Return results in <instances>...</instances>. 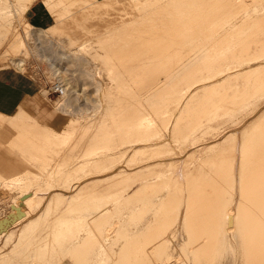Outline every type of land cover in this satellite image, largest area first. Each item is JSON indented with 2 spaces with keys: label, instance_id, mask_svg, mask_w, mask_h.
Segmentation results:
<instances>
[{
  "label": "bare ground",
  "instance_id": "bare-ground-1",
  "mask_svg": "<svg viewBox=\"0 0 264 264\" xmlns=\"http://www.w3.org/2000/svg\"><path fill=\"white\" fill-rule=\"evenodd\" d=\"M33 1L0 0V43L9 27L20 25L19 17ZM43 1L46 6L58 7L62 0ZM250 1L246 5V0H171L154 14L136 10L137 14L125 19L127 22L116 17L121 27L130 26V31H121L125 37L116 39L134 44L139 53L122 57L129 47L112 53V58L128 70L117 71L111 66L109 53L102 58L99 52L95 53V70L83 66L94 76L91 81L97 83L98 98L87 121L72 117L69 128L63 127L57 146L67 148L72 155L51 163L45 153L53 141L49 139L39 147L18 133L10 146L24 147L36 156L33 163L23 167L9 157L11 150L0 147V202L13 204L10 217L13 225L20 226L17 233L4 229L0 264H264V0ZM27 24L50 39L55 44L53 49L62 48L65 56H78L76 49L82 50L83 45L75 49L69 45L71 35L78 32L68 22ZM26 44L23 57L31 55L41 64L46 56L35 40L29 38ZM174 44H183L186 53L181 54ZM11 46L18 51L24 48L18 36ZM169 59L176 69H160L164 61L169 66ZM8 62L21 73L28 71L22 59L16 61L14 57ZM48 66L43 69L46 75L60 74L54 63ZM132 67L137 72L129 69ZM146 67L153 69L139 70ZM106 75L191 78L140 79L138 94L135 85L124 84L123 79L105 84L107 79L100 76ZM53 82L61 90L59 106L68 113L67 85L57 78ZM118 93L129 97L127 106H121ZM169 106L174 110H168ZM1 110L4 124L0 137L5 135L6 125L19 124L31 116L24 104L14 105L11 114ZM254 114L238 135L231 132L235 140L226 139L227 150L222 144L205 148L202 157L226 154L222 158V154H214L218 165L215 163L214 168H210L214 163L205 167L210 156L203 157L206 164L201 158L204 167L199 164L197 174L189 171L179 179L173 164H165V170L158 164H145L143 169L100 177L67 197L57 192L103 174L116 161V154L128 153L129 163L143 164L152 156L175 153L171 140L194 145L198 128H207L203 131L206 134L215 121L235 127ZM121 125L126 130L127 126L135 127L138 136L132 139L125 133L122 137ZM168 126H172L171 139L165 137ZM33 133L35 137L44 135ZM154 140L158 147L149 145ZM114 143L129 145L109 153ZM136 143L138 147L133 146ZM202 179L214 181L212 193L202 188ZM134 182L139 186L131 190ZM18 200L24 210L18 207ZM164 206L162 218L159 210ZM4 222L0 217V226Z\"/></svg>",
  "mask_w": 264,
  "mask_h": 264
},
{
  "label": "rangeland",
  "instance_id": "rangeland-1",
  "mask_svg": "<svg viewBox=\"0 0 264 264\" xmlns=\"http://www.w3.org/2000/svg\"><path fill=\"white\" fill-rule=\"evenodd\" d=\"M38 1L40 2V0ZM169 1L171 0H132L131 2L130 1L99 2V3H95L96 5L90 10L88 8L89 6L88 3H84L82 5L84 11L82 10L80 14H84L85 18L79 19V20L74 19L75 21L72 22L74 30H77L78 33H74L73 35H71L73 39L69 45H71L74 49L79 48V46L83 45L82 50L77 51L76 49L77 53L75 54H78V56H73V57L65 56L66 54L63 55L65 51H62V48H58L59 46L56 47V49H53V47L51 46L55 44L49 41L50 39L48 40L45 35H43L39 30H37V28L30 29L27 23H29L28 18L31 15V7L33 5V2L31 4H28V6L30 5L29 7L27 6L28 11H26L23 16L19 17L20 25L14 28L9 27L7 29L5 40L2 43H0V74L2 73L15 74V75H19V76L26 78L28 81H30L35 86V91L37 92L36 94L39 100L38 104H34L33 107L29 109L27 108L28 111H30L29 114L31 115L30 117H28V119L25 118L24 120H21V123L19 124H15V123H12V124L9 123L8 125L5 124L7 127V130H6L5 135H3V137L2 136L0 137V142H1L0 147L3 148L4 150H8V149L11 150L9 157L13 159L14 162L22 164L23 167H27L28 165H30V163H33L34 158L36 157L28 153L24 147L10 146V142L18 138L17 137L18 133L21 134V136L25 140L39 147L42 144L44 145V143L45 144L48 143L49 139L53 141L54 145H51L50 149H47L45 153L46 158L51 163H53V161L56 159H64L72 155V154H69L70 150H68L67 148L63 149L65 153H62L63 150L60 149V146H57L59 138L61 137L62 134H64L63 127L66 126L69 128L68 125L71 124L69 118H72V117H76V121H82V122L87 121L92 109H94L95 106H97V98H98V93L96 91L97 83H95V81H91L93 80L92 78H94V76H92L93 74L91 75L87 74V71L83 66H86V67L93 66V63L98 61L97 59L98 55H96L95 53L99 52V53H102L101 54L102 58L107 53H109L111 62L113 64L111 66H116L117 71L128 70L126 69L125 66L119 64L120 62L119 60L112 58V53L115 54V52H118L119 50H122L125 47H129V49H125V52H123L122 57L124 58H132L133 56H136L139 53V52H135L134 49L136 46L134 44H126L118 40L120 36L122 35L121 33L122 29L124 31H128L129 30L128 27H130L128 25H126L128 27H124V26L121 27L122 26L120 25L121 21L123 20V22H125L127 18H129L131 15L137 14L136 10L140 12H144L148 10V14H154V12L160 9V7L163 4L165 5L169 4ZM250 2H251L250 0L248 1L246 0L245 4L248 5ZM75 3L77 5L82 4L81 2H75ZM142 6L143 7L147 6V7L143 8ZM46 9H48V13L46 14L48 15V18H46L48 22L50 23L54 22L55 24H60L62 22H70V18L59 17V15H61V12L58 10L56 5H47ZM215 13L216 12H213L211 14H215ZM218 13L221 15H224L220 12ZM74 14H76V12H74ZM162 14H166V12ZM116 17H118V19H120L121 21L118 20ZM207 20H212V18H208ZM83 22H85V24H83ZM146 29H150V27ZM132 31H135V30H132ZM17 36L22 39L23 44H24V48L21 49L20 51H18V49H15L11 46L14 38ZM122 36L125 37L126 33H125V36L124 35ZM61 37L62 36H60V38ZM29 38L35 40L36 46L38 47L39 51L43 53V55L46 56V59H44L41 64L39 63V65H38V62H36V58H33L31 55H29L26 58L23 57L22 55V53L27 54L25 47L27 46L26 43L28 42ZM110 39H112L113 41H111ZM144 46L147 47L148 45H144ZM154 46L156 47V45ZM174 46L178 49V51L181 54L186 53V50L183 44H174ZM73 48L71 49L72 53H74ZM16 52H17V55L14 56ZM14 57L16 61L18 59L19 60L22 59V61L26 63L28 71H26L25 73H21L18 70L14 69L13 66H10L11 64L8 62V60H11V58H14ZM144 58L145 56L143 57V59ZM130 61H131L130 59H127V62H130ZM170 61L171 60L169 59V66L166 65L168 62L164 61V64H163L164 66L163 65L160 66V69H164L166 71L175 70L176 69L175 65L171 66V64L173 63L170 64ZM184 62L181 63L182 69L184 66ZM52 63H54L55 65L54 68L60 71V74H58L57 76L46 75L43 72V69L48 68L49 67L48 65ZM158 68L159 67H157V69ZM91 69L95 70V66H93ZM129 69L136 70V72L138 70L136 67H132ZM146 69L151 70L153 68L146 67V68H141L139 70H146ZM37 70L39 71L38 73L36 72ZM166 77H168V79H171V80L191 78V77H188L187 75H182V76H175V75L171 76L170 75V76H157V77H154V76L149 77V76H144V75L100 76V78L107 79V82H105V84H108V85L116 83L111 80L115 78L123 79L124 84H129L132 87L134 84L135 85L134 91L137 92L138 94H139V91L137 89V84H141V83L137 81H139L140 79H152L153 78V79L163 80ZM56 78L60 79L61 82H64L67 85L69 93L65 100H67L66 110L67 111L69 110L68 112L69 114L65 112L64 106H59V103H60L59 97L61 94L58 96L56 94L47 95V92L45 91L46 88H48L49 83L51 84L52 81L55 80ZM67 79L68 81H66ZM128 98L129 97L125 96L124 94H121V93L117 94V99L121 100L120 102H122L121 103L122 107L127 106V104L129 103ZM261 108H264V104L261 106ZM167 109L171 111L174 110L171 106H169ZM3 110H1V112L5 114H11L12 108L3 109ZM255 116L256 114L250 116L249 118H246L243 123L237 124L235 127L230 126V125L225 126V125L220 124L221 121H215L211 124L210 127L212 128L209 129V131L206 134H203V131L207 130V128H198L197 129L198 131L195 134L196 137L198 138V141H196L194 145H182L179 143H175L171 140L170 142L173 145L172 147L174 148L175 153L173 154L166 153L161 156H152L149 158L150 159L149 161H146L143 164L137 165L136 162L129 163L128 160L131 158V156L128 153H125L122 155L116 154L114 155V158L116 159V161L111 163L110 167H108L103 172V174L94 175V176L85 178L79 182L71 184V186H69L67 190L59 189L57 190V192L67 197L69 195L75 194L85 184H88L91 181H95L100 177H106L108 175L117 174V173L132 172L134 170H137L138 167L143 169L145 168L144 167L145 164L147 165L158 164V166L162 170H165V168L163 167L165 164H173L174 165L173 173L179 179H182L184 177V174L189 171L192 172L194 170L196 172L194 171L193 172L197 174V172H199V167H204L201 165L200 161L202 160L200 159L202 158L204 160V158H206L207 156H210V157H207V160L210 159V162L212 164L210 162L209 163L211 165L208 162H206L207 163L206 164L205 163L206 160H204L203 162L204 164H206L205 167L212 166L214 163V165L210 167V168H214L215 163H216L214 161L215 159H217V158H214V154L216 152L203 156L204 157L203 158L202 155H203V151L205 150V148L209 146H213V145L222 144L225 150H227L226 148L227 146H229V141H226V139L230 138L231 141L235 140L231 136V132L234 131L236 135H238L241 127L245 123L252 120ZM79 117H82V118L79 119ZM125 120L126 118L124 119V121ZM76 123L77 122H75L74 124ZM3 124H4L3 119L0 117V126H2ZM127 127L128 128L126 130L122 126L123 131L120 133V135L124 137L126 133L130 136V138L135 139V136L136 135L138 136V134L135 133V130H133L135 129V127H131L132 129L129 126ZM157 127L158 125L156 124L154 127V130H157ZM112 129L113 128H111L110 131H112ZM125 130L128 132H125ZM34 131L44 132V135L40 134L38 135V137H35V135H33ZM171 131H172V126L170 127L168 126V128L165 130V137L171 139L170 138ZM158 144L159 142H157V140H154L149 143V145H152L153 147H158ZM126 145H129V144H126ZM126 145H122V144L117 145L116 143H114L108 148V151L109 153H115L117 150L118 151L122 150ZM133 146L138 147L139 144L136 143ZM212 154H213L212 156L213 158L211 157ZM217 154H222L221 158L223 157V155L224 156L226 155L224 153L218 152L215 154V156H217ZM218 159L220 160V158ZM211 160H213V162ZM34 166L35 168H37L36 166H38V163H35ZM34 173L39 174L38 171H34ZM211 181L209 182L208 180L209 184L207 180H204L203 181L204 183H201L203 184L202 188L204 187L203 189L207 190L208 192L211 191L210 193L213 192V187L211 185L212 183L214 184V181L213 182ZM206 185H208L209 188ZM137 186H139L138 182H134V184L131 186V190L132 188H136ZM210 186L212 187L211 190H210ZM112 188H115V187H112ZM165 200H167V196L165 197ZM18 202H19L18 207L24 210L25 207L23 203L20 202L19 200ZM5 203L0 202V217L2 220L5 221L4 224L6 225L5 226L2 224L0 226V235H1L0 245L4 242V239L6 236V232L4 231V229H8L14 233H17V231L20 228V226L13 225V221L11 219L12 217H10L9 210L11 209V206L13 204L8 200H6ZM165 208L166 207L164 206L159 210V214L161 215L162 218L164 215ZM229 225L230 226L232 225V221H229ZM164 238L168 239V236H165Z\"/></svg>",
  "mask_w": 264,
  "mask_h": 264
},
{
  "label": "crops",
  "instance_id": "crops-1",
  "mask_svg": "<svg viewBox=\"0 0 264 264\" xmlns=\"http://www.w3.org/2000/svg\"><path fill=\"white\" fill-rule=\"evenodd\" d=\"M37 1L38 0L33 1V5L31 7V15L29 16L28 21L31 23L33 21V24L45 25L46 18H48V15H46L48 13V9H46V4L44 3L43 0H40V2ZM125 1L131 2L132 0H62L61 4H59L57 8L61 12V15H59V17L70 18L71 21L68 23L71 26H73L72 22L84 18L82 16L84 14H80L82 10L84 11L82 7L84 3H88L89 5L88 8L90 10L96 5L95 3L125 2ZM75 2H81L82 4L77 5ZM74 12H76V14H74ZM67 15L70 16L68 17ZM39 18H41V20ZM36 93L37 92L35 91V86L26 78L15 74H8V73L0 74V108L1 109H9L16 104H24L29 109L33 107L34 104H38L39 100L37 98Z\"/></svg>",
  "mask_w": 264,
  "mask_h": 264
},
{
  "label": "built area",
  "instance_id": "built-area-1",
  "mask_svg": "<svg viewBox=\"0 0 264 264\" xmlns=\"http://www.w3.org/2000/svg\"><path fill=\"white\" fill-rule=\"evenodd\" d=\"M45 91L47 92V95L56 94L58 96L61 94V90L56 88L55 82H53L51 84L49 83V86H48V88H46Z\"/></svg>",
  "mask_w": 264,
  "mask_h": 264
}]
</instances>
